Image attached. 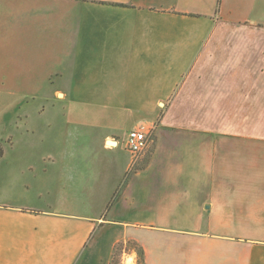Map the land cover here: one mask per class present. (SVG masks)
<instances>
[{
	"label": "crops",
	"instance_id": "crops-1",
	"mask_svg": "<svg viewBox=\"0 0 264 264\" xmlns=\"http://www.w3.org/2000/svg\"><path fill=\"white\" fill-rule=\"evenodd\" d=\"M235 12L229 0H0V51L13 58L0 61V83H16L3 91L16 96L17 83H37L33 97L49 103L17 118L37 134L21 140L31 147L33 187L0 186V264H111L120 242L139 243L107 218L135 199L125 177L131 160L126 172L89 176L71 166L78 158L64 135L73 128L82 132L80 141L110 152L119 147L120 130L105 131L104 121L157 129L167 124L172 99L179 114H205L198 126L206 130L217 128L210 116L255 107L264 42L221 40L247 25L231 20ZM1 149L0 161L8 154ZM163 157L169 171H153ZM231 157H245L248 168L232 169ZM188 164L206 166L211 181H202V170L184 169ZM20 176L0 172V178ZM140 177L144 216L197 229L172 230L187 237L181 250L139 243L144 264H264V136L158 139L134 179ZM205 186L209 196L200 204L194 195ZM44 199L46 209L36 205ZM180 207L184 215H174ZM234 226L258 231L247 229L246 238L213 232Z\"/></svg>",
	"mask_w": 264,
	"mask_h": 264
},
{
	"label": "rangeland",
	"instance_id": "rangeland-1",
	"mask_svg": "<svg viewBox=\"0 0 264 264\" xmlns=\"http://www.w3.org/2000/svg\"><path fill=\"white\" fill-rule=\"evenodd\" d=\"M231 4L235 5L238 12L231 17L233 22L244 24L247 22V25L243 26L244 28H240L241 30H228L227 34H222L220 37L221 40L225 41H258L264 42V0H229ZM244 3H246L245 6ZM246 6L248 7L247 10ZM221 7L216 3L215 10L216 13L219 12ZM258 24V28L251 27L249 25ZM227 25V24H221ZM231 28H234L233 24H229ZM241 26V25H238ZM245 29V30H244ZM219 36V35H218ZM216 40H218L216 38ZM23 58H27V55H23ZM13 60L10 58V55L5 51H0V61H9ZM262 65L260 70H258V97L254 103L255 107L245 108L246 113H238L226 115L223 117L222 115H218L217 117L210 116L213 120L212 123L216 126V129H203L199 125V122L205 118L206 115H192V114H179L175 111L174 108V100L170 102L167 106L166 117L167 124L162 127H157L155 130L154 136L152 138V142L146 151V153L141 157L139 162L136 165H131L127 169V164L130 163L131 156L128 153L125 142L127 140V134L130 129L136 126L135 122L127 121L123 123L113 125L109 121H104L103 129L108 131V129L118 128L120 130L119 137V147L115 150H110L107 152L105 150H101L100 147L91 144L90 142L84 143L80 141L82 137V132H78L77 130L71 129L70 132L65 133L64 137L69 140V149L71 156H75L76 160H74L71 166H74V169L86 170L88 175H92L96 172L103 171H115V172H126L125 174L126 181L130 182L132 185V190L134 189V201L133 202H122L121 206L118 208L117 213L112 216V214L107 218H114L119 222L118 230L120 232L129 233V238H134L142 245L145 242L151 244V247L155 249L157 245L159 248L164 249L166 251L171 250H181L185 249L187 245V241L185 236L176 235L172 230H197L194 226H187L184 223L176 222L172 219H168L167 222H159L147 218L144 216L143 211L141 209V191H142V183L144 181L143 177L135 178L134 176L138 170L146 168L152 158V154L157 147L158 139H170L177 137H194V138H214V137H228V138H245V137H256L264 136V130L261 126L258 129V101L260 105L264 106V58L258 60V67ZM259 69V68H258ZM16 83H0V144H2L3 140L11 138V143H4L1 148L7 150L8 154L4 155L3 160L0 161V172H10L12 170L18 171L20 173V178L17 177L15 180L12 178H0V186H17L19 188H30L33 187V172L31 170L32 162L28 157L30 153L31 147L28 146L29 143H24L21 141L22 139H32L37 135H32L31 132L27 133L29 128L23 126L20 123V120L17 119L19 117L24 118L26 116L25 112L34 109L35 107L49 106V103L46 98L42 99L40 97H33V89L32 86L37 85V83H17L19 85V89L21 92H17L16 96H12L8 92L3 91V86L15 85ZM257 106H256V105ZM164 116V115H163ZM183 120V121H182ZM182 122V123H181ZM192 122H195V127L192 126ZM187 123V124H185ZM190 123V124H189ZM206 125V124H205ZM199 127V128H198ZM14 144V145H13ZM112 147V146H109ZM30 148V149H29ZM168 148V147H166ZM234 148V147H231ZM28 159V160H27ZM230 166L232 169L235 168H243L244 165L247 167L248 161L245 157H231ZM49 163V162H48ZM47 162L44 165L48 164ZM168 163L171 164L170 161H167L166 157H163L162 163H157L153 168V171H163L171 168ZM50 166V165H49ZM199 169L202 170V181L210 182L211 177L207 174V167L199 164L197 166H191L190 164L186 165L184 169L190 170ZM94 175V176H95ZM162 181H166V184L170 182L169 178L161 179ZM181 182H185L181 179ZM125 183V182H124ZM114 184V182H113ZM44 185V184H41ZM209 185V184H208ZM51 186V185H47ZM108 186H112L110 183ZM23 191V190H22ZM32 196V195H31ZM187 195H184L186 198ZM188 196H192L188 194ZM197 200L202 204L205 202L209 193L207 191V187L194 195ZM45 197L48 198L47 195ZM44 202H36V205L42 208H48V200L44 199ZM175 202V201H174ZM184 204V201H178L175 203ZM133 203V204H132ZM182 207L177 210H171L176 214L184 215V209L181 210ZM173 217V216H171ZM180 221V220H178ZM161 228H168L170 230H165ZM253 228L258 231V226L252 227H243V226H234V227H217L214 233L219 234H229L231 236H238L246 238L248 232L247 229ZM203 230H207V227H204ZM173 233V234H172ZM160 236V237H159ZM158 238L161 240L157 242ZM136 241H128V242H120L117 248V261L119 264H141L139 261V247H142ZM158 248V247H157Z\"/></svg>",
	"mask_w": 264,
	"mask_h": 264
},
{
	"label": "built area",
	"instance_id": "built-area-1",
	"mask_svg": "<svg viewBox=\"0 0 264 264\" xmlns=\"http://www.w3.org/2000/svg\"><path fill=\"white\" fill-rule=\"evenodd\" d=\"M155 130V125L142 123L128 132L125 147L131 156V165H136L146 153L152 142Z\"/></svg>",
	"mask_w": 264,
	"mask_h": 264
},
{
	"label": "trees",
	"instance_id": "trees-1",
	"mask_svg": "<svg viewBox=\"0 0 264 264\" xmlns=\"http://www.w3.org/2000/svg\"><path fill=\"white\" fill-rule=\"evenodd\" d=\"M1 154H3V152H2V149H1V146H0V156H1ZM117 248H116V250L114 252L111 264H119L118 261H117V251H118ZM139 261H140L141 264L145 263V251H144V249L142 247H139Z\"/></svg>",
	"mask_w": 264,
	"mask_h": 264
},
{
	"label": "water",
	"instance_id": "water-1",
	"mask_svg": "<svg viewBox=\"0 0 264 264\" xmlns=\"http://www.w3.org/2000/svg\"><path fill=\"white\" fill-rule=\"evenodd\" d=\"M107 143H108V145H109L110 143H111L112 145H117V143L114 142V141H108Z\"/></svg>",
	"mask_w": 264,
	"mask_h": 264
}]
</instances>
